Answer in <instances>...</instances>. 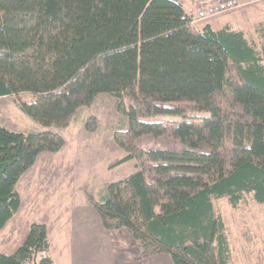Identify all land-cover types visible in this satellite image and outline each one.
I'll use <instances>...</instances> for the list:
<instances>
[{
    "label": "trees",
    "instance_id": "1",
    "mask_svg": "<svg viewBox=\"0 0 264 264\" xmlns=\"http://www.w3.org/2000/svg\"><path fill=\"white\" fill-rule=\"evenodd\" d=\"M254 35L198 29L177 0H0V97L29 94L16 104L45 128L67 126L98 94L116 97L127 119L116 164H136L100 201L88 197L103 228L128 230L139 259L230 264L213 200L264 205V23ZM64 143L0 124V230L20 208L21 177ZM49 248L46 225L32 223L0 264H53Z\"/></svg>",
    "mask_w": 264,
    "mask_h": 264
},
{
    "label": "rangeland",
    "instance_id": "2",
    "mask_svg": "<svg viewBox=\"0 0 264 264\" xmlns=\"http://www.w3.org/2000/svg\"><path fill=\"white\" fill-rule=\"evenodd\" d=\"M177 1L188 12L191 0ZM261 23H264V0L199 21L195 27L210 24L218 30L230 24L255 38L254 29ZM20 99L29 100L30 95L0 97L2 126L22 133L50 130L59 134L65 143L58 152L40 154L19 180L16 189L21 205L0 230V254H13L23 243L29 226L43 223L48 231V255L53 264H71V258L75 257L74 243L77 245L80 237L102 239L98 215L88 197L100 201L109 183L135 171V160L116 164L126 152L114 136L127 129V119L117 110L119 100L102 93L89 106L79 108L67 126L45 128L18 108L16 103ZM206 116L198 113L195 118ZM91 117L94 131L86 128ZM172 117L182 119L180 116L166 118ZM213 205L225 225L230 264H258L264 249V205L250 197L235 208L225 198L213 200Z\"/></svg>",
    "mask_w": 264,
    "mask_h": 264
},
{
    "label": "crops",
    "instance_id": "3",
    "mask_svg": "<svg viewBox=\"0 0 264 264\" xmlns=\"http://www.w3.org/2000/svg\"><path fill=\"white\" fill-rule=\"evenodd\" d=\"M97 219L102 239L80 237L77 245L74 243L75 257L71 258V264H172L164 253L139 259L138 248L128 230H105L99 216Z\"/></svg>",
    "mask_w": 264,
    "mask_h": 264
},
{
    "label": "built area",
    "instance_id": "4",
    "mask_svg": "<svg viewBox=\"0 0 264 264\" xmlns=\"http://www.w3.org/2000/svg\"><path fill=\"white\" fill-rule=\"evenodd\" d=\"M258 1L261 0H191L189 2L191 9L189 8L187 12L190 16V25L195 26L199 21L239 9Z\"/></svg>",
    "mask_w": 264,
    "mask_h": 264
}]
</instances>
